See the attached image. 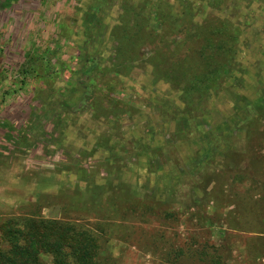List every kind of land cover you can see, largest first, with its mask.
I'll return each mask as SVG.
<instances>
[{
  "label": "rangeland",
  "instance_id": "obj_1",
  "mask_svg": "<svg viewBox=\"0 0 264 264\" xmlns=\"http://www.w3.org/2000/svg\"><path fill=\"white\" fill-rule=\"evenodd\" d=\"M45 2L31 26L66 67L0 72V251L52 220L106 264H264V0ZM220 23L231 57L186 100L161 78L199 76Z\"/></svg>",
  "mask_w": 264,
  "mask_h": 264
},
{
  "label": "trees",
  "instance_id": "obj_2",
  "mask_svg": "<svg viewBox=\"0 0 264 264\" xmlns=\"http://www.w3.org/2000/svg\"><path fill=\"white\" fill-rule=\"evenodd\" d=\"M228 31L229 27L225 23H220L214 26L209 33L207 31L204 35H201L202 44H200V48L197 51V57L201 65H203V70L199 76H195V74H192V76L171 75L169 78L165 77L161 79L168 81L171 86L180 88L184 99L190 100V97L193 99V96L199 99L208 92V85H211V82H215L218 75H220L222 61L225 58L230 59L231 57L232 48L230 40L223 37ZM216 36L218 37L215 38ZM232 37L235 38V35L229 36V39ZM53 46L55 47L51 49L46 47L45 51L36 53L30 57L29 66L21 70L23 76L26 74L31 75L35 80L41 81L42 87L48 89L66 67L64 63L58 61L51 62L52 56L56 57L58 52L56 40L53 41ZM215 56L218 57V60L215 59ZM19 84L20 87L25 86L21 80ZM34 91L35 96L39 95L40 92H45L39 88H36ZM66 107L69 108V106ZM1 127L6 129L4 126ZM6 137L16 143L11 131L8 129H6ZM24 138L25 136L22 137V139ZM63 225L52 220H37L32 227L33 233L29 236L30 238L23 249L25 256H20L22 248L12 246L13 250L11 252H7V250L0 251V264H40L38 261L39 251L51 254L54 258L52 264H106L101 257L94 256L93 254L86 258L87 253L85 251H88V248H90L89 244L86 247L87 239L84 240L85 244H83L81 242L83 240L78 239L79 236L75 237L76 232L72 231L73 228H69L70 231H68V228H65ZM64 248L74 252V256L69 258L64 256V258L61 255V251Z\"/></svg>",
  "mask_w": 264,
  "mask_h": 264
},
{
  "label": "crops",
  "instance_id": "obj_3",
  "mask_svg": "<svg viewBox=\"0 0 264 264\" xmlns=\"http://www.w3.org/2000/svg\"><path fill=\"white\" fill-rule=\"evenodd\" d=\"M44 4L45 0H0V72H8L18 89L25 87H20V80L24 85L27 80L41 84L31 75L23 76L21 70L29 66L30 57L45 51L46 47H55L53 42L46 45V41H39L31 26L35 19L45 21L38 17V8Z\"/></svg>",
  "mask_w": 264,
  "mask_h": 264
}]
</instances>
